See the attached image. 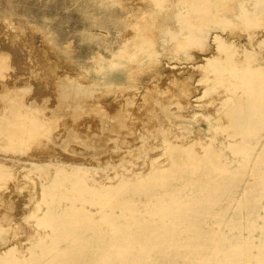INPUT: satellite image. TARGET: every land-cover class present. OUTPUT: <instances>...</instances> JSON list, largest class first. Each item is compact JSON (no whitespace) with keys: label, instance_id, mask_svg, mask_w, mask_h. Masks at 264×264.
<instances>
[{"label":"rangeland","instance_id":"374dc122","mask_svg":"<svg viewBox=\"0 0 264 264\" xmlns=\"http://www.w3.org/2000/svg\"><path fill=\"white\" fill-rule=\"evenodd\" d=\"M202 1L188 2L191 8L200 3L210 10L197 16L206 25L216 16L233 21L221 31L225 37L237 40V45L258 47L264 16H259L263 23L259 28L244 23L258 8V0ZM1 15L0 264H264V255H258L264 243V94L252 104L257 111L245 109L247 120L241 126L238 122L237 128L223 129L227 122L222 121L210 130L203 111L214 113V109L188 108L186 99L177 97L181 82L168 80L193 71L196 60L188 53L204 57L197 46L188 44L160 56L158 70L164 73L146 96L147 112L137 128L100 132L94 126L102 114L53 107L57 76L74 83L79 73L83 81L94 75L88 65L77 63L79 47L93 40H79L66 25L69 46L58 51L47 44L56 61L52 70L38 41L40 36L46 38V28L37 31L24 17ZM29 29L35 31L36 42L28 37ZM211 31L207 44L214 46ZM160 36L157 51L167 39ZM258 51L264 64V48ZM154 71L147 67L140 80ZM197 73L198 79L205 75ZM105 81L97 84L95 97ZM190 91L194 92L191 86ZM223 92L222 88L211 92L199 105L209 101L219 105L226 99ZM11 120H21L22 127L31 123V141L10 139L2 126ZM85 121L93 128H67ZM164 139L170 143H163ZM193 140L194 151L202 154L201 146L212 145L217 156L210 160L186 156L182 146ZM170 146L182 149L167 151ZM154 160L163 172L150 176ZM80 177L83 190L75 183ZM48 210L50 228L37 222ZM55 225L56 234L51 230Z\"/></svg>","mask_w":264,"mask_h":264},{"label":"bare ground","instance_id":"6f19581e","mask_svg":"<svg viewBox=\"0 0 264 264\" xmlns=\"http://www.w3.org/2000/svg\"><path fill=\"white\" fill-rule=\"evenodd\" d=\"M42 1L46 2H41V0H0V6L2 7L0 13H2L1 16L24 17L27 25L34 27L37 31L40 30L39 28H46L43 30L46 38L43 39L40 36L38 41H40L39 43L48 55L46 63H49V65L54 64V62L56 64V61L52 58L47 44H52L58 51L62 49L63 45L69 46L67 45L69 44L67 41L69 34H66V25L70 26V33L79 35V40L85 37L93 40V44L89 43L87 47H79L77 63L82 65V67H84L83 64L88 65L89 68L87 70L93 72L94 75L83 81L81 80L82 75L79 73L74 83L70 81L73 80L72 78L57 76L53 82L57 106L54 104L53 107L57 109L71 108L72 106L76 112H85L84 109H86V111H95L98 114H102V118H97L98 126H94V129H101L100 132H103L102 129L105 131L109 129V131L116 133L118 129H126L125 127L132 129L133 125L136 126L138 120L143 119L147 112L145 110L147 108V103L145 104L146 96L152 92L151 90L156 85L155 83H158L155 82L154 85L153 82L162 79L164 72L160 69L158 70L161 64L160 56L163 53L171 54V51L174 52L182 47L184 48L188 44L197 46L202 51L200 55L204 57H195L192 52L188 53L189 59L196 60L193 71L186 74L183 72L184 76L178 74L182 76L180 79L174 75L173 78L169 77L168 80L174 84L181 82L182 88L177 97L186 99L188 108L193 110L200 107L214 109V113H205L206 111H203L210 130L215 129L214 126H218L222 121L223 123L224 121L227 122L226 126L225 124L223 125V129L237 128L247 120L244 116L245 109H249L247 112L257 111V106L252 104L253 102H258L260 95L264 94V64L260 59L258 60V55L261 53L258 50L264 48V34L257 39L256 44H258V47L255 46L253 48L250 43L237 45L235 44L237 40L232 42L229 36L225 37L226 35L221 32L222 30L226 31V26L234 24L233 21L222 19V17L216 18V16L212 24L206 25L204 18L197 16L200 12L205 15L210 10L204 8L203 5L200 6V3H195V8H191L192 5L189 4V0H125L124 2L122 0ZM203 2L204 0L202 4ZM257 6L258 8L252 14V17H246V22L244 23L247 27H256L258 25L259 28V26L263 25L259 16H264V2L258 0ZM42 7H45V11H41ZM244 12L246 13V10ZM12 19L14 18L12 17ZM46 20L50 22H46ZM253 20H255V23ZM198 21L200 23L204 22L197 24ZM205 26L209 32L218 28V31L213 33L211 31L210 34L214 46L207 44L209 32L205 31ZM85 28L86 30H84ZM34 34L35 31L29 29L28 37L35 41ZM49 35L52 37L50 36L51 38H49ZM160 35H167V39H164L163 46L157 51L158 44H160L159 41L162 38ZM231 36L232 33L230 34ZM28 45L30 47V44ZM40 46L38 47L40 48ZM63 50L65 51V49ZM29 58L32 63V58ZM53 66L55 67V65H52L50 69L53 70ZM149 66L154 67L155 71L150 74V77L140 80L139 75H142ZM171 67L173 69L176 68L172 65ZM199 71L205 73L200 79L197 78V72ZM65 79L70 82V85H67L69 83ZM101 79H106V81L95 97V88ZM202 84H206V88L201 89ZM190 86L192 90L194 89V92L190 91ZM221 88L224 89L223 94L226 96L223 102L216 105L215 102L209 101L199 105L211 92L216 93ZM155 89L156 87L153 88V91ZM162 93L166 94V91ZM137 100H141L140 104ZM132 106L135 107L133 108ZM217 114L218 116H216ZM220 116L223 117L221 118ZM20 121L11 120L2 127L9 130L10 139L13 141H31V137L34 134L31 123L22 127ZM238 122L239 126H237ZM81 126L86 130L93 128L90 122L87 123L86 121L85 123L73 124L67 128L68 130L78 131ZM21 129L26 130L22 131ZM231 138L232 136L230 135L229 139ZM163 143L170 142L164 139ZM196 144L197 142L193 140L190 145H183V150L181 151L187 154L186 156L195 158V160H210L212 157L217 156L212 145L201 146L200 143L198 145L201 146L203 153L199 154L194 151ZM176 148L181 147L170 146L169 149L166 147L167 151H172ZM94 159L97 160V158ZM157 161L154 160L152 162L150 176L163 172L158 168ZM4 168L6 167H3V171ZM3 174L4 172L1 171L0 176ZM75 183L80 189H84V179L82 177ZM119 187L113 190L116 191ZM48 216L49 210L42 218H37L38 224L50 228L52 221L50 220L51 217ZM51 230L56 234L58 225L52 226ZM258 249L260 252L258 255H264V243H261Z\"/></svg>","mask_w":264,"mask_h":264}]
</instances>
